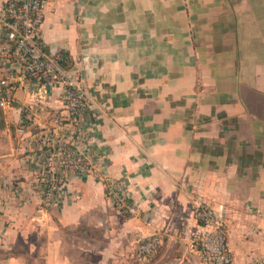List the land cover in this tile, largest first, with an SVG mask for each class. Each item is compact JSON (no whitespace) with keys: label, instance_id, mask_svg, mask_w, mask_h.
I'll return each mask as SVG.
<instances>
[{"label":"crops","instance_id":"obj_1","mask_svg":"<svg viewBox=\"0 0 264 264\" xmlns=\"http://www.w3.org/2000/svg\"><path fill=\"white\" fill-rule=\"evenodd\" d=\"M41 36L87 91L84 147L105 175L71 173L37 218L32 132L47 120L19 134L20 108L66 111L61 84L33 102L27 80L0 108V264H203L200 201L225 219L231 264L264 258V0H47ZM106 177L135 214L114 209ZM153 233L158 253L138 260Z\"/></svg>","mask_w":264,"mask_h":264},{"label":"built area","instance_id":"obj_2","mask_svg":"<svg viewBox=\"0 0 264 264\" xmlns=\"http://www.w3.org/2000/svg\"><path fill=\"white\" fill-rule=\"evenodd\" d=\"M47 0H9L0 14V108L10 107L14 94L27 80H38L40 85L30 90L31 101H37L46 84H61L65 111L44 113L37 107L20 108L19 134L26 126L42 117L47 123L38 124L34 132L35 158L38 165L36 182L37 218L46 214L56 202L63 181L71 174L93 173L101 178L105 170L99 158L84 147L88 95L74 72L64 66L67 58L48 50L42 40L41 26ZM106 196L114 209L132 215L137 206L129 199L123 180L106 177ZM40 216V217H39ZM198 229L189 248L196 252L203 264H231L228 235L223 215L207 201H200L193 212ZM161 245L158 233L140 240L136 253L141 257L153 254ZM255 264H264V258Z\"/></svg>","mask_w":264,"mask_h":264},{"label":"trees","instance_id":"obj_3","mask_svg":"<svg viewBox=\"0 0 264 264\" xmlns=\"http://www.w3.org/2000/svg\"><path fill=\"white\" fill-rule=\"evenodd\" d=\"M59 54H61V56H63L64 58H67V62L64 63V66H65L66 68H70V66H71V61H70V58H69L68 54H67V53H63V52H61V53H59ZM1 127H3V121H2V111L0 110V128H1Z\"/></svg>","mask_w":264,"mask_h":264},{"label":"rangeland","instance_id":"obj_4","mask_svg":"<svg viewBox=\"0 0 264 264\" xmlns=\"http://www.w3.org/2000/svg\"><path fill=\"white\" fill-rule=\"evenodd\" d=\"M138 244V243H137ZM159 249H160V247L153 253V254H151V255H149V256H146V257H141V256H139L137 253H136V250H135V256H136V258L139 260H146V259H148V258H150L152 255H154V254H156V253H158V251H159Z\"/></svg>","mask_w":264,"mask_h":264}]
</instances>
